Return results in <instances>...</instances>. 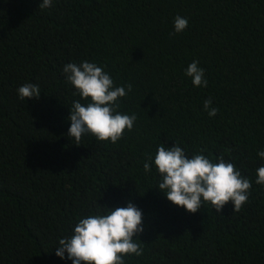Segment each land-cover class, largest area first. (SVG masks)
Returning a JSON list of instances; mask_svg holds the SVG:
<instances>
[{
	"label": "trees",
	"instance_id": "obj_1",
	"mask_svg": "<svg viewBox=\"0 0 264 264\" xmlns=\"http://www.w3.org/2000/svg\"><path fill=\"white\" fill-rule=\"evenodd\" d=\"M0 0V264H72L56 256L80 218L132 202L143 213L141 256L125 264H264V0ZM187 18L174 33V18ZM103 66L135 114L112 144L67 136L74 87L63 66ZM205 70L196 87L185 70ZM25 83L39 99L20 100ZM219 109L210 117L204 101ZM191 158L223 155L252 181L238 212L205 203L195 214L167 200L152 163L158 147Z\"/></svg>",
	"mask_w": 264,
	"mask_h": 264
},
{
	"label": "clouds",
	"instance_id": "obj_2",
	"mask_svg": "<svg viewBox=\"0 0 264 264\" xmlns=\"http://www.w3.org/2000/svg\"><path fill=\"white\" fill-rule=\"evenodd\" d=\"M53 0H40L39 8L52 6ZM188 20L177 15L174 18V33L185 31ZM66 82L71 84L74 95L78 94L86 103L73 101L68 116L70 127L67 136L74 138L79 145L86 134H91L99 141H119L125 131H131L137 119L135 114H123L120 100L132 91V85L116 86L111 75L98 66L96 62L87 60L67 63L63 66ZM196 87H207L205 70L199 61L193 60L185 70ZM20 100L39 99L40 87L37 84L25 83L17 89ZM212 100L204 101V109L210 117H215L219 109L212 107ZM258 156L264 159V151ZM154 163L160 176L158 189L168 201L184 208L187 212H199L205 203H210L216 213L231 202L233 211L238 212L248 201L252 181L243 177L239 169L221 155L218 162H212L203 154H195L189 158L179 145L165 147L161 144L155 154L154 161L149 157L143 167L150 172ZM256 184L264 185V166L256 169ZM106 214H93L80 218L74 225L71 236L59 239L56 256L72 261V264H125L126 256H141L143 249L137 240L144 232L143 213L132 202L126 207L108 208Z\"/></svg>",
	"mask_w": 264,
	"mask_h": 264
}]
</instances>
